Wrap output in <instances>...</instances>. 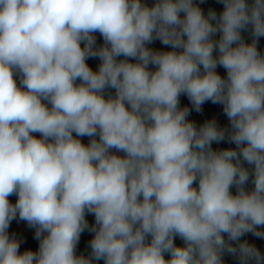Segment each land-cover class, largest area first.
Wrapping results in <instances>:
<instances>
[{
    "label": "clouds",
    "instance_id": "1",
    "mask_svg": "<svg viewBox=\"0 0 264 264\" xmlns=\"http://www.w3.org/2000/svg\"><path fill=\"white\" fill-rule=\"evenodd\" d=\"M217 2L0 0V264H264V0Z\"/></svg>",
    "mask_w": 264,
    "mask_h": 264
},
{
    "label": "rangeland",
    "instance_id": "2",
    "mask_svg": "<svg viewBox=\"0 0 264 264\" xmlns=\"http://www.w3.org/2000/svg\"><path fill=\"white\" fill-rule=\"evenodd\" d=\"M197 2H198V0H197ZM199 5H201V4H199ZM207 7L211 8L215 11H217L219 9V7L216 6L213 1L211 3H209V5H207ZM242 35L244 36L246 42H248V43L251 42L249 34L247 32L242 33ZM217 38H218V36H217ZM258 50L261 51L262 54H264V37H261L259 39ZM217 71L219 74H221V76H226V72L223 68L218 67ZM186 99H188V98L186 96L182 95L180 98V104L182 105ZM202 106L205 108L203 109L201 114H199L200 118L197 119L196 116H192V121H194L197 124V126L204 123L205 120H210L213 118H215L217 120L219 126H221V127L228 125L229 121H228V118L223 114L222 105L213 104V103H211V101H208V104L205 103ZM205 109L208 110L207 111L209 114L208 118L206 117ZM247 188L250 190L252 188V186H250V187L248 186ZM231 191L233 192V194H235L236 189L233 187L231 189ZM86 219L88 220L89 224L94 223V216L93 215H90V214L87 215ZM8 232H9L10 236L14 235L17 240L23 242V239L25 237H27L28 235L34 237L35 229L30 228L26 221H21L18 218V221L16 223H13L12 221L10 222ZM93 235H94L93 233H90L88 231L83 232L81 234V237H80V240H79L77 247H79L80 245H82V246L89 245V242L93 238ZM175 243L178 246H183V241H181L179 238L175 239ZM21 245H22V243H21ZM89 255H90V253L87 252L86 256H89ZM233 259H234L233 256H231L230 254H225L223 256V264H233ZM96 264H103V261L101 260L99 262H96Z\"/></svg>",
    "mask_w": 264,
    "mask_h": 264
},
{
    "label": "trees",
    "instance_id": "3",
    "mask_svg": "<svg viewBox=\"0 0 264 264\" xmlns=\"http://www.w3.org/2000/svg\"><path fill=\"white\" fill-rule=\"evenodd\" d=\"M150 1H151V3H154V0H150ZM204 1H205L204 4L202 3L199 6L202 8V10L204 11L205 14H207V11L209 9H211V8L207 7V5H209V3H211L212 1L215 3L216 6L219 7V9L216 11L218 14L223 10V5L218 3L217 0H204ZM142 3H143V0H142ZM95 35H96V38H97V44L98 45L102 44L103 43V39L100 36V34L96 33ZM149 47L154 48L156 50H162V51L171 50L169 47L162 45L159 40H156L153 44L149 45ZM87 63L89 64V66L93 70H97L98 64L100 63V61H99V59H89L87 61ZM16 80H17V84L19 85V77H16ZM206 103L208 104V102H206ZM190 104H191L190 101L188 99H186L185 102H183V104L181 105V107H184V106L189 107ZM49 107H50V105H49ZM204 108L205 107H203V109ZM205 111H206V117L208 118L209 117V114L207 112L208 110L205 109ZM199 114H201V113H197L195 111H192L191 115L188 117V119L192 120V116H196V118L198 119V118H200ZM34 135H36L39 138V134H34ZM81 139H82V142L85 143V144H87L89 142V138L88 137H83ZM235 147L236 146L234 144H229L227 142H221L219 144H216V143L213 144V148L215 150L226 149V148H235ZM245 167H249V166L247 164H245ZM248 186L249 187L250 186L253 187V185L251 184V179H250L249 183L246 185V187H248ZM17 199H18V197L16 195H12V196L9 197V201L12 204H15ZM17 221H18V217H17V219L13 220L12 222L16 223ZM262 230H264V229H262ZM225 239H227L226 235H225ZM245 241L248 242L251 245L256 246L260 250V252L262 254H264V238H257L254 235H252L251 233H246L245 235H243L240 238V242H245ZM235 243L236 242H233L234 245H235ZM38 249H39V241L34 239L33 236L28 235L27 237H25L23 239L22 245L20 247V252L23 253L25 250H31V251L35 252V251H38ZM87 252H89V253L91 252V249H90L89 245H85V246L80 245L79 247L76 248V254L77 255L83 254V255L86 256ZM165 258L169 259L170 257L166 254ZM233 264H239V261L234 258L233 259Z\"/></svg>",
    "mask_w": 264,
    "mask_h": 264
},
{
    "label": "built area",
    "instance_id": "4",
    "mask_svg": "<svg viewBox=\"0 0 264 264\" xmlns=\"http://www.w3.org/2000/svg\"><path fill=\"white\" fill-rule=\"evenodd\" d=\"M143 3H147L149 6H151L153 3H151L150 0H143ZM191 104L189 105V108L191 109ZM202 109H203V106H202ZM206 121V120H205Z\"/></svg>",
    "mask_w": 264,
    "mask_h": 264
}]
</instances>
